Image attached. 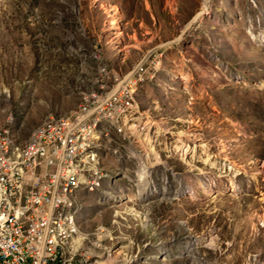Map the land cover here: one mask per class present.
<instances>
[{
    "label": "rangeland",
    "instance_id": "1",
    "mask_svg": "<svg viewBox=\"0 0 264 264\" xmlns=\"http://www.w3.org/2000/svg\"><path fill=\"white\" fill-rule=\"evenodd\" d=\"M102 66L145 73L97 124L107 175L81 229H109L116 264H264V0H0L18 141L78 111Z\"/></svg>",
    "mask_w": 264,
    "mask_h": 264
},
{
    "label": "built area",
    "instance_id": "2",
    "mask_svg": "<svg viewBox=\"0 0 264 264\" xmlns=\"http://www.w3.org/2000/svg\"><path fill=\"white\" fill-rule=\"evenodd\" d=\"M100 58L99 53L94 54ZM145 67L119 77L107 66L99 69V77L86 103L67 122H53L47 131L35 138V146L26 164L4 165L8 132H0V264H65L59 238L69 241L70 251H78L81 264L92 259L102 264L104 252L76 249L75 238L56 234V216H63L64 185L68 179H79L82 171L92 172V160L82 161L85 133H91L94 118L113 117L114 109L133 106L129 89L135 79L144 77ZM132 75V76H131ZM20 146L15 152H19ZM70 154L78 155V169L70 168Z\"/></svg>",
    "mask_w": 264,
    "mask_h": 264
},
{
    "label": "bare ground",
    "instance_id": "3",
    "mask_svg": "<svg viewBox=\"0 0 264 264\" xmlns=\"http://www.w3.org/2000/svg\"><path fill=\"white\" fill-rule=\"evenodd\" d=\"M208 1L205 0V3L207 4ZM126 108L118 107L114 109L113 114L118 111L124 113ZM75 114H78V111L73 115ZM73 115H63L58 118L51 116L48 122L40 126L39 135L45 133L53 122H67V119H70ZM99 121L100 118H94L91 125V133H85V146L91 147H84L80 150V159L82 161H89L93 157L92 167L94 168V175L97 176L92 178V172L82 171L79 179H68L64 185L63 192V203L66 207L64 208L63 216H56L55 232L56 234H63L65 227L67 235H73L75 238L76 249H89L91 247L93 252H107V257L105 260H102V264H116L122 262L120 259L122 255L120 253L116 254L117 251L114 246L107 245V241L112 239L111 231L104 226H99L91 232H85L79 224V210L83 193L95 191L107 175L101 167L100 155L97 149L101 134H103L102 131L96 130ZM8 129V127L0 126V132H5ZM18 146H20V141L15 138L9 129L7 153L4 155L5 166H13V155L15 164H26L29 162L33 146L28 142L22 141L19 152H15ZM70 168L78 169L77 154H70ZM119 237L122 238L121 235ZM59 248L61 249L65 264H74L78 260V251H70L69 241L66 238H59ZM81 264H92V259H85Z\"/></svg>",
    "mask_w": 264,
    "mask_h": 264
}]
</instances>
